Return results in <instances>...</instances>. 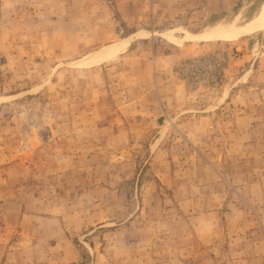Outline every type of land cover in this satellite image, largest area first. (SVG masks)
Segmentation results:
<instances>
[{
  "label": "rangeland",
  "instance_id": "rangeland-1",
  "mask_svg": "<svg viewBox=\"0 0 264 264\" xmlns=\"http://www.w3.org/2000/svg\"><path fill=\"white\" fill-rule=\"evenodd\" d=\"M261 9L0 0V264H264Z\"/></svg>",
  "mask_w": 264,
  "mask_h": 264
},
{
  "label": "bare ground",
  "instance_id": "bare-ground-1",
  "mask_svg": "<svg viewBox=\"0 0 264 264\" xmlns=\"http://www.w3.org/2000/svg\"><path fill=\"white\" fill-rule=\"evenodd\" d=\"M262 10V9H261ZM243 25V24H242ZM264 29V9L260 11L257 15H255L251 20H249L245 25L243 26H235V25H228L225 28H222L220 30H216L215 32L211 31V33H202V34H196V35H189L187 34V39L190 37L198 38L202 40H234L243 34L255 32L258 30ZM127 45V42L115 44L109 47H106L104 49H101L95 53H93L91 56H89L85 60V64L93 66L97 61L102 60L104 58L110 57L113 54L119 52L122 48H124Z\"/></svg>",
  "mask_w": 264,
  "mask_h": 264
}]
</instances>
